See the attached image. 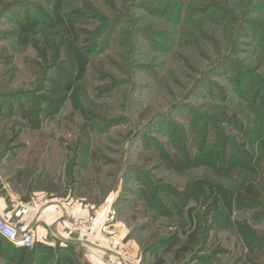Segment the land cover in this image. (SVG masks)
<instances>
[{
  "label": "rangeland",
  "instance_id": "rangeland-1",
  "mask_svg": "<svg viewBox=\"0 0 264 264\" xmlns=\"http://www.w3.org/2000/svg\"><path fill=\"white\" fill-rule=\"evenodd\" d=\"M55 1L0 0V194L108 208L137 264H264V0Z\"/></svg>",
  "mask_w": 264,
  "mask_h": 264
},
{
  "label": "crops",
  "instance_id": "crops-1",
  "mask_svg": "<svg viewBox=\"0 0 264 264\" xmlns=\"http://www.w3.org/2000/svg\"><path fill=\"white\" fill-rule=\"evenodd\" d=\"M99 210L81 199L53 198L44 193L15 199L9 194H0V217L19 233L33 229L37 234V241L29 249L6 247L2 244L7 241L0 237V261L6 264L13 258L15 264L22 260L23 264H53L57 257H64L70 250L80 255L75 260L79 264H137L136 248L127 240L126 230L114 221L108 208ZM83 217L91 219L92 227L79 236L73 230V222ZM44 250L53 251L46 254Z\"/></svg>",
  "mask_w": 264,
  "mask_h": 264
},
{
  "label": "trees",
  "instance_id": "trees-1",
  "mask_svg": "<svg viewBox=\"0 0 264 264\" xmlns=\"http://www.w3.org/2000/svg\"><path fill=\"white\" fill-rule=\"evenodd\" d=\"M62 3L63 0H56L54 5H53V10H54V16H55V21L59 22V25H64L63 21V13L61 11L62 9ZM69 22V25H65V30L70 28L71 22ZM73 29V26H71ZM70 28V29H71ZM73 32V30H71ZM68 33V31H67ZM74 37L67 36L66 40H70L69 42H66L63 44L62 47H66V53L69 54V75L66 78V84L64 86V90L66 93H71L76 84L81 81L86 74V66H87V59L85 58L84 54L82 51H78L77 47L75 46L74 43ZM261 142H264V140H260ZM211 153L212 150H211ZM234 163L232 164V166ZM231 166V167H232ZM232 169V168H229ZM237 169V168H236ZM210 196L211 198L214 199L215 201V207H220L224 211H226L228 214L231 213L234 202L236 200L235 195L233 192H231L228 189L222 188V187H211L210 188ZM168 241H160L159 247H161L162 244H166ZM8 243V242H7ZM9 244V243H8ZM11 246V245H10ZM22 253H25L27 250H20ZM47 251L52 253L51 251L53 250H44V252L47 254ZM79 258V254H73L70 250L68 251V254H66L64 257H57L53 264H79L80 262L75 261L76 258ZM8 260V259H7ZM23 260L21 262H18L17 264H23ZM9 264H15V260L12 258L11 260L9 259ZM27 264V263H25ZM86 264V263H82Z\"/></svg>",
  "mask_w": 264,
  "mask_h": 264
},
{
  "label": "built area",
  "instance_id": "built-area-1",
  "mask_svg": "<svg viewBox=\"0 0 264 264\" xmlns=\"http://www.w3.org/2000/svg\"><path fill=\"white\" fill-rule=\"evenodd\" d=\"M44 200L42 203H45ZM92 227V221L89 217L78 218L73 222V230L79 236L84 235ZM0 237L10 245L19 248L29 249L37 241V234L33 229H27L21 233L12 225L0 217Z\"/></svg>",
  "mask_w": 264,
  "mask_h": 264
}]
</instances>
